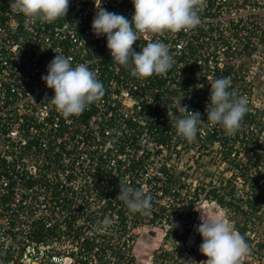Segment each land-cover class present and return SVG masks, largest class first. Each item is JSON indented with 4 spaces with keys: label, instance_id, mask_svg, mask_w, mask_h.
<instances>
[{
    "label": "built area",
    "instance_id": "1",
    "mask_svg": "<svg viewBox=\"0 0 264 264\" xmlns=\"http://www.w3.org/2000/svg\"><path fill=\"white\" fill-rule=\"evenodd\" d=\"M205 2L195 29L133 45L161 41L175 61L141 81L93 34L99 0H70L65 18L34 25L0 0V264H125L144 224L126 217L120 183L151 195L147 217L161 214V242L173 241L153 252L160 261H205L198 213H226L251 248L242 264H264V0ZM101 7L134 14L131 0ZM55 54L86 64L105 88L79 117L65 120L49 103L54 90L41 77ZM223 77L249 101L240 130L201 124L188 143L175 128L180 101L206 122L210 84ZM171 228L189 234L163 239Z\"/></svg>",
    "mask_w": 264,
    "mask_h": 264
},
{
    "label": "clouds",
    "instance_id": "2",
    "mask_svg": "<svg viewBox=\"0 0 264 264\" xmlns=\"http://www.w3.org/2000/svg\"><path fill=\"white\" fill-rule=\"evenodd\" d=\"M134 14L131 20L115 12L96 6L97 12L92 21L93 34L99 38L106 36L107 49L112 61L129 70L130 75L141 81L156 76H166L175 61L169 48L161 41H151L139 52L133 45L142 37L163 36L165 33L190 31L199 26V13L206 6L205 0H131ZM70 0H9L10 9L23 15L26 25L53 23L65 18ZM72 58L56 55L48 65V74L42 76L47 88L54 90L49 101L65 120L79 117L90 105L101 102L105 88L97 78V73L89 70L86 64L72 66ZM209 103L205 111L207 120L201 114L189 111L179 104L176 116V133L188 143L196 140L198 126L219 125L227 135H235L241 128L244 116L249 111L248 98L237 96L230 91L231 79H215L211 84ZM202 88L203 85H197ZM169 107V105H168ZM182 113V115L180 114ZM134 213L150 214L152 197L142 189H135L127 183L119 184L116 197ZM104 223H110L105 220ZM196 232L202 237L200 253L207 259L200 264H242L251 253V248L226 213L211 219L200 214V224ZM190 264H196L191 261Z\"/></svg>",
    "mask_w": 264,
    "mask_h": 264
},
{
    "label": "rangeland",
    "instance_id": "3",
    "mask_svg": "<svg viewBox=\"0 0 264 264\" xmlns=\"http://www.w3.org/2000/svg\"><path fill=\"white\" fill-rule=\"evenodd\" d=\"M200 214L202 215L204 213H198V216H200ZM209 217L210 215L207 218ZM142 224H144V226L137 233L136 237H134L132 243L133 246H131L134 257L133 264H171L170 258H165L160 261V258H156V255L153 254L156 249L168 250L172 247L171 243L173 240H169L166 243L161 242V237L165 231L164 229H167L166 224L163 228V223H161V221H157L156 225L150 226L146 219L142 220ZM193 233L195 235L197 232ZM194 243L192 239H190L187 242V245L191 246Z\"/></svg>",
    "mask_w": 264,
    "mask_h": 264
},
{
    "label": "trees",
    "instance_id": "4",
    "mask_svg": "<svg viewBox=\"0 0 264 264\" xmlns=\"http://www.w3.org/2000/svg\"><path fill=\"white\" fill-rule=\"evenodd\" d=\"M219 204L221 205L223 203L221 202ZM119 214L121 215V213H119ZM127 215L130 217L131 222L133 224L134 223H136V224L137 223H142V220L143 219H146L147 223L149 225H152V226H153V223L154 222L160 221V217H161V214H154V213H152L150 215V218H149V217H147V215H143L142 214V216H141L138 213H134V212L132 213L130 211L126 212V217H127ZM121 217H123V216H121ZM126 217H123V218H126ZM174 224H178V219L177 218L174 219ZM236 230L243 236V232H244V229L243 228H237ZM188 234H189V231L186 230V229H182L181 232H179V231H177V229L171 228L169 231H166L165 232V235H164V238L163 239H168V238H170L172 236H178V237H180L181 242H183V240L186 238V236ZM133 239H134V237H130L129 238V240H132V241H133ZM257 247H258L257 251L259 253L263 252V250H264L263 247L264 246L262 244H258ZM129 248L132 249V247H129ZM131 263H133V257L129 258L128 261L125 264H131Z\"/></svg>",
    "mask_w": 264,
    "mask_h": 264
},
{
    "label": "bare ground",
    "instance_id": "5",
    "mask_svg": "<svg viewBox=\"0 0 264 264\" xmlns=\"http://www.w3.org/2000/svg\"><path fill=\"white\" fill-rule=\"evenodd\" d=\"M195 228H196V226H195Z\"/></svg>",
    "mask_w": 264,
    "mask_h": 264
}]
</instances>
